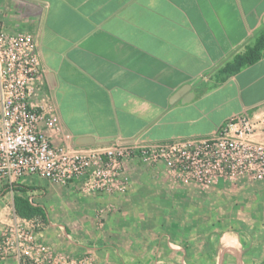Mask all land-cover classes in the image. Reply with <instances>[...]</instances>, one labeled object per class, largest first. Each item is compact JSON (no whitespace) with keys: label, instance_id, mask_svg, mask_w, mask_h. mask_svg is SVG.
<instances>
[{"label":"crops","instance_id":"crops-1","mask_svg":"<svg viewBox=\"0 0 264 264\" xmlns=\"http://www.w3.org/2000/svg\"><path fill=\"white\" fill-rule=\"evenodd\" d=\"M0 20L35 39L44 77L36 100L57 113L55 144L65 133L75 143L203 139L235 114L264 112V45L255 61L225 68L264 35V0H0ZM184 84L193 96L181 102L189 89L174 93ZM145 175H129L124 195L98 197L110 211L103 219L143 217L133 207Z\"/></svg>","mask_w":264,"mask_h":264},{"label":"built area","instance_id":"built-area-1","mask_svg":"<svg viewBox=\"0 0 264 264\" xmlns=\"http://www.w3.org/2000/svg\"><path fill=\"white\" fill-rule=\"evenodd\" d=\"M44 85L33 35L8 31L0 20V184L32 206L47 192L28 176L96 196L124 195L130 188L128 161L159 168L172 184L210 186L220 179H264V112L227 118L214 136L142 144L136 138L76 144L60 129L54 107L37 101ZM102 211V210H101ZM13 211L0 230V261L17 264H99L89 247L65 253L50 243L51 226L41 217ZM104 218L103 214L100 215Z\"/></svg>","mask_w":264,"mask_h":264},{"label":"rangeland","instance_id":"rangeland-1","mask_svg":"<svg viewBox=\"0 0 264 264\" xmlns=\"http://www.w3.org/2000/svg\"><path fill=\"white\" fill-rule=\"evenodd\" d=\"M126 168L131 177L146 173L141 180L149 188L133 207L141 219H103L110 215L101 211L105 199L37 182L47 187L41 205L33 206L51 223L47 240L65 253L89 247L99 264H264V179H220L204 187L172 184L159 168L135 160ZM16 195L0 184V230L16 213Z\"/></svg>","mask_w":264,"mask_h":264},{"label":"trees","instance_id":"trees-1","mask_svg":"<svg viewBox=\"0 0 264 264\" xmlns=\"http://www.w3.org/2000/svg\"><path fill=\"white\" fill-rule=\"evenodd\" d=\"M264 45V35H260L255 44L249 47L246 55H237L234 63H227L225 68L236 69L242 63H251L260 56V49ZM13 206L16 213L23 217H34L43 215L41 209L33 207L23 196L16 195L13 200Z\"/></svg>","mask_w":264,"mask_h":264},{"label":"water","instance_id":"water-1","mask_svg":"<svg viewBox=\"0 0 264 264\" xmlns=\"http://www.w3.org/2000/svg\"><path fill=\"white\" fill-rule=\"evenodd\" d=\"M191 85L190 84H184L182 85L181 88H179L175 93H174V97H177L183 93L186 92L187 89H189V98L188 97H184L185 99H181V102H185L186 100H189L191 98V96H193V91L190 89ZM94 142V138L91 136H82V137H78L76 139V143L79 145L82 144H91Z\"/></svg>","mask_w":264,"mask_h":264}]
</instances>
